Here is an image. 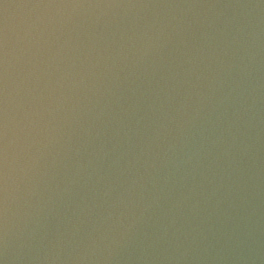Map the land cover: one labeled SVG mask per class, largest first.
Here are the masks:
<instances>
[{"label":"water","instance_id":"1","mask_svg":"<svg viewBox=\"0 0 264 264\" xmlns=\"http://www.w3.org/2000/svg\"><path fill=\"white\" fill-rule=\"evenodd\" d=\"M0 264H264V0H0Z\"/></svg>","mask_w":264,"mask_h":264}]
</instances>
